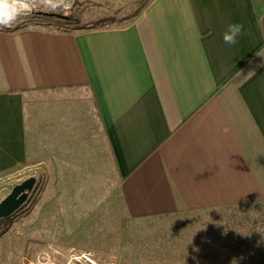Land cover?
I'll return each mask as SVG.
<instances>
[{"label":"crops","instance_id":"1","mask_svg":"<svg viewBox=\"0 0 264 264\" xmlns=\"http://www.w3.org/2000/svg\"><path fill=\"white\" fill-rule=\"evenodd\" d=\"M259 22L252 0H152L123 28L0 32V174L108 184L136 220L264 202Z\"/></svg>","mask_w":264,"mask_h":264},{"label":"rangeland","instance_id":"2","mask_svg":"<svg viewBox=\"0 0 264 264\" xmlns=\"http://www.w3.org/2000/svg\"><path fill=\"white\" fill-rule=\"evenodd\" d=\"M151 1L55 0L57 6L51 7L45 0H3L0 8L28 24L56 28L60 22L51 17H32L39 11L58 16L78 4L83 9H72L76 18L67 19L72 30L117 29ZM252 2L264 29V0ZM57 169L50 175L45 167L0 174V202L24 179L36 180L27 201L0 222V264H69V250L91 251L116 264H231L234 257L238 264L264 261V202L136 220L125 214L108 184L64 199ZM41 256L47 259L40 261Z\"/></svg>","mask_w":264,"mask_h":264},{"label":"water","instance_id":"3","mask_svg":"<svg viewBox=\"0 0 264 264\" xmlns=\"http://www.w3.org/2000/svg\"><path fill=\"white\" fill-rule=\"evenodd\" d=\"M36 184L31 177L13 187L11 192L0 202V220L12 216L27 201L29 193Z\"/></svg>","mask_w":264,"mask_h":264},{"label":"trees","instance_id":"4","mask_svg":"<svg viewBox=\"0 0 264 264\" xmlns=\"http://www.w3.org/2000/svg\"><path fill=\"white\" fill-rule=\"evenodd\" d=\"M76 7L78 8V10H82L83 8L82 7H80L79 8V5L78 4H76ZM75 7V4H74V7L73 8H71L70 10H68V11H61L60 12V15H56V14H52V13H46V12H43V11H39V12H37V17H32V18H40V17H42V19H44V17L45 18H48V17H51V18H53V19H55L57 22H60L59 24H60V27H56V28H54V29H56V30H72L71 29V27L74 25H70L71 23L70 22H68L67 21V19H68V17H70V16H72L73 18L75 17L76 18V11H74V10H72V9H74V8H76ZM15 20H17V21H14L13 23H11L9 26H7V27H4V28H2V29H0V32H13V31H17V30H20V29H23V28H25V27H27V26H30V25H34V24H38V23H29L28 24V21H26V19H22V18H17V19H15ZM63 20V21H62ZM76 23L78 24L79 22H78V20H76ZM41 24H43V23H41ZM76 26V25H75ZM70 27V28H69ZM10 217H8V218H5V219H2V220H0V222H4V221H6V220H8Z\"/></svg>","mask_w":264,"mask_h":264},{"label":"clouds","instance_id":"5","mask_svg":"<svg viewBox=\"0 0 264 264\" xmlns=\"http://www.w3.org/2000/svg\"><path fill=\"white\" fill-rule=\"evenodd\" d=\"M46 5L56 7L57 3L55 0H45ZM3 4V0H0V5ZM15 20V16L6 14L2 8H0V25L9 26ZM244 26L240 23L229 24L227 30L223 33V41L225 44L234 45L237 43V38L243 33ZM258 56L264 57V54H257ZM242 259V257L240 258ZM231 264H238L237 258H233Z\"/></svg>","mask_w":264,"mask_h":264},{"label":"built area","instance_id":"6","mask_svg":"<svg viewBox=\"0 0 264 264\" xmlns=\"http://www.w3.org/2000/svg\"><path fill=\"white\" fill-rule=\"evenodd\" d=\"M47 258L45 256L39 257L40 261H44ZM69 264H116L114 260L103 262L97 254H94L91 251H75L69 250L67 254V261ZM264 264V261L263 263Z\"/></svg>","mask_w":264,"mask_h":264}]
</instances>
